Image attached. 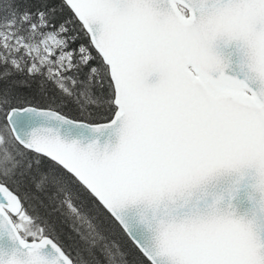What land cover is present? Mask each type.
<instances>
[{
  "label": "snow or ice",
  "instance_id": "6c2138e0",
  "mask_svg": "<svg viewBox=\"0 0 264 264\" xmlns=\"http://www.w3.org/2000/svg\"><path fill=\"white\" fill-rule=\"evenodd\" d=\"M0 264H264V0H0Z\"/></svg>",
  "mask_w": 264,
  "mask_h": 264
},
{
  "label": "water",
  "instance_id": "95a60500",
  "mask_svg": "<svg viewBox=\"0 0 264 264\" xmlns=\"http://www.w3.org/2000/svg\"><path fill=\"white\" fill-rule=\"evenodd\" d=\"M246 208H247V205H244L243 208H242V210H244V209H246Z\"/></svg>",
  "mask_w": 264,
  "mask_h": 264
}]
</instances>
